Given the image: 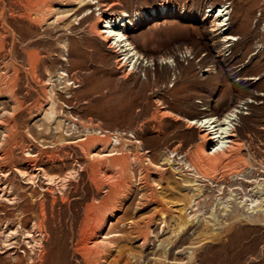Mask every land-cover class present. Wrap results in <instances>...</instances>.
Listing matches in <instances>:
<instances>
[{
    "label": "rangeland",
    "instance_id": "obj_1",
    "mask_svg": "<svg viewBox=\"0 0 264 264\" xmlns=\"http://www.w3.org/2000/svg\"><path fill=\"white\" fill-rule=\"evenodd\" d=\"M85 2L0 0V264H84L90 205L101 264H264V0ZM120 15L132 45L94 29Z\"/></svg>",
    "mask_w": 264,
    "mask_h": 264
},
{
    "label": "bare ground",
    "instance_id": "obj_2",
    "mask_svg": "<svg viewBox=\"0 0 264 264\" xmlns=\"http://www.w3.org/2000/svg\"><path fill=\"white\" fill-rule=\"evenodd\" d=\"M84 3L87 2H85L84 0ZM227 14H228V10L226 5H221L219 9H217V14L215 15L213 21L214 22L216 21L218 25H223L227 23V19H228ZM99 18L102 20V26H100V24L96 22L94 24V29L96 30V33H98V35H100V37H102L104 40H113L112 44H110L111 46H118L121 45L123 42L124 45L126 46L133 44V42L130 41L127 31L123 30V27L127 25V23L129 22L124 15H120L116 17L100 16ZM132 50L133 49H131V51ZM133 51H132L133 53L130 51L126 52L125 58L128 59L130 58L131 55H133L130 61V65L135 66L137 62L140 60L142 54L137 50H133ZM234 114H235V109H231V110L229 109L227 112H223L218 117H215V115H213L209 118L203 119L200 122V125L203 126L208 125L207 127L209 130L204 134H202V138L208 136L209 138L215 140V143L213 144V151L203 148V151L205 153L204 158H206V160H208L209 162L217 163L221 161L225 155L229 154L232 147L237 142L235 138H231V136L235 134L233 125L231 124L232 116ZM215 122L218 123L214 124ZM217 125L220 126L219 128L216 129L215 127ZM210 133H213V136ZM79 140H85V138L80 137ZM94 155L95 154H93V156ZM5 156H6L5 152H3L0 158H4ZM193 168L195 169V172L198 175V177H201L203 179L212 178L207 171H203V169H201V167H198V165H194ZM126 170H127L126 167L123 166L120 171L122 176L120 181L122 185H124L125 183L124 174L126 173ZM103 214L104 213L102 212V210L95 205H90L86 208V210H84L83 218L79 224L78 237H77V245H79L78 248L82 250V258L84 264L85 263L101 264V261L105 257V254L110 250V248L113 247L112 241L104 240L103 242H100L98 240L100 232L102 231L103 226L107 221V217H105Z\"/></svg>",
    "mask_w": 264,
    "mask_h": 264
},
{
    "label": "built area",
    "instance_id": "obj_3",
    "mask_svg": "<svg viewBox=\"0 0 264 264\" xmlns=\"http://www.w3.org/2000/svg\"><path fill=\"white\" fill-rule=\"evenodd\" d=\"M98 132H99L100 134H102V135H105V134H106V132L103 131L102 129H99Z\"/></svg>",
    "mask_w": 264,
    "mask_h": 264
}]
</instances>
